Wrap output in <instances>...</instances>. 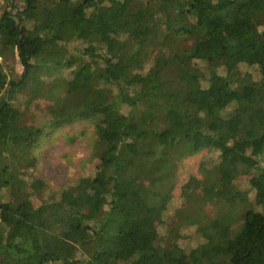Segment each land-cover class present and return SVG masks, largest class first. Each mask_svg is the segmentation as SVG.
Masks as SVG:
<instances>
[{
  "label": "trees",
  "instance_id": "trees-1",
  "mask_svg": "<svg viewBox=\"0 0 264 264\" xmlns=\"http://www.w3.org/2000/svg\"><path fill=\"white\" fill-rule=\"evenodd\" d=\"M23 1L0 13V264H264V0ZM81 120L96 173L46 196L33 151Z\"/></svg>",
  "mask_w": 264,
  "mask_h": 264
},
{
  "label": "rangeland",
  "instance_id": "rangeland-1",
  "mask_svg": "<svg viewBox=\"0 0 264 264\" xmlns=\"http://www.w3.org/2000/svg\"><path fill=\"white\" fill-rule=\"evenodd\" d=\"M24 3L23 0H10L9 7H14V12L19 14L25 10ZM3 62L2 57L0 63ZM12 70L14 73H11L10 69L6 70L9 78L12 77V74H21L23 72V65L17 61ZM45 103L47 102L43 101L42 106ZM97 139L98 136L94 124L81 120L72 125L61 127L41 140L38 147L33 151V154L37 157V164L31 172L33 177L42 179L47 183L45 189L46 196L54 195L59 198L61 191L63 192L62 189L72 186L80 176L96 173L95 161L97 159L94 157L93 146ZM215 159H217V155H212L208 150H203L181 159L177 167L176 186L169 202V211L171 214L177 208H184L186 205L187 198L182 193V186L188 182L190 176H196L202 179L201 164ZM249 180L250 176L246 175L236 182H239L243 187L249 188ZM261 192V188L252 189V196H254L252 198L254 201L256 196L259 201ZM8 196L10 199L16 200L19 198V193L16 188H13L8 192ZM39 203L40 201L35 200L36 205ZM206 209L210 213H213V206L208 205ZM159 234L162 242L171 238L169 229L160 227ZM189 234L188 231H185V238L180 241L186 244L187 248L194 241Z\"/></svg>",
  "mask_w": 264,
  "mask_h": 264
},
{
  "label": "built area",
  "instance_id": "built-area-1",
  "mask_svg": "<svg viewBox=\"0 0 264 264\" xmlns=\"http://www.w3.org/2000/svg\"><path fill=\"white\" fill-rule=\"evenodd\" d=\"M4 3H5V0H0V13L2 11V8H3ZM1 59H2V57L0 55V61H1Z\"/></svg>",
  "mask_w": 264,
  "mask_h": 264
},
{
  "label": "water",
  "instance_id": "water-1",
  "mask_svg": "<svg viewBox=\"0 0 264 264\" xmlns=\"http://www.w3.org/2000/svg\"><path fill=\"white\" fill-rule=\"evenodd\" d=\"M20 23H21V22H20V20H19L18 27L20 26ZM20 42H21V39H20Z\"/></svg>",
  "mask_w": 264,
  "mask_h": 264
}]
</instances>
